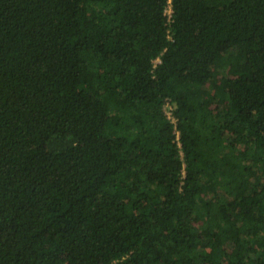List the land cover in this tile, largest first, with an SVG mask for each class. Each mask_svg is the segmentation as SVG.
Returning a JSON list of instances; mask_svg holds the SVG:
<instances>
[{"label": "trees", "instance_id": "trees-1", "mask_svg": "<svg viewBox=\"0 0 264 264\" xmlns=\"http://www.w3.org/2000/svg\"><path fill=\"white\" fill-rule=\"evenodd\" d=\"M168 1L0 0V264H264V0Z\"/></svg>", "mask_w": 264, "mask_h": 264}, {"label": "built area", "instance_id": "built-area-1", "mask_svg": "<svg viewBox=\"0 0 264 264\" xmlns=\"http://www.w3.org/2000/svg\"><path fill=\"white\" fill-rule=\"evenodd\" d=\"M165 13L167 14L168 19H170L171 13H172V7H171L170 0L168 1V6L165 8ZM168 105H169V103L166 104V106H168ZM165 111L167 112V114L169 116L171 115V113H170V111L168 109H165Z\"/></svg>", "mask_w": 264, "mask_h": 264}]
</instances>
